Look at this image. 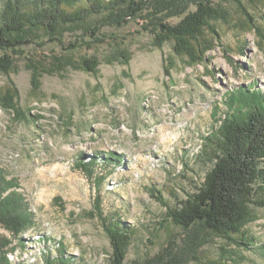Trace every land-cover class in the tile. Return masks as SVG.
I'll list each match as a JSON object with an SVG mask.
<instances>
[{"label": "rangeland", "instance_id": "rangeland-1", "mask_svg": "<svg viewBox=\"0 0 264 264\" xmlns=\"http://www.w3.org/2000/svg\"><path fill=\"white\" fill-rule=\"evenodd\" d=\"M212 1L220 12L212 22L219 38L207 33L215 48L196 65L177 55L173 42L161 43L143 17L122 26L90 17L56 37L36 32L30 44L0 50V58L13 59L12 71L0 72V169L17 180L35 221L23 247L0 225V244L11 241V264H44L47 251L57 259L59 244L69 264H110L109 239L89 216L97 187L74 166L93 154L123 156L122 167L96 173L107 175L100 193L105 214H119L136 230L126 264L153 263L169 244L187 246V232L169 222L168 209L197 193L212 169L215 151L207 137L216 141L228 91L264 85V41L257 32L264 36V0ZM184 16L168 21L175 25ZM66 59L71 66L57 70ZM85 59L99 62L97 73L74 67ZM32 66L49 71L39 89ZM11 84L18 90L14 110L1 101ZM194 233L204 244L186 264H264V209H252L243 231L247 247Z\"/></svg>", "mask_w": 264, "mask_h": 264}, {"label": "trees", "instance_id": "trees-1", "mask_svg": "<svg viewBox=\"0 0 264 264\" xmlns=\"http://www.w3.org/2000/svg\"><path fill=\"white\" fill-rule=\"evenodd\" d=\"M234 1L240 4L239 0ZM191 7L196 9L191 11ZM183 15L175 25L168 21ZM245 15L252 20L248 13ZM218 16L220 18V12L213 7L212 0H0V50L7 52L30 44L31 36L36 32L56 37L63 27L83 23L90 17H104L118 26L143 17L156 27V38L161 43L173 42L174 52L188 57L190 64L196 65L215 48L217 40H209L207 33L219 38L212 25ZM257 32L264 41L262 33L258 29ZM123 59L129 62V58ZM61 61L57 62V70L71 66L67 59ZM98 66L97 60L85 59L82 65L74 67L97 73ZM12 69L13 59L5 54L0 58V72L9 73ZM31 70L33 87L39 89L40 79L49 71L41 66H32ZM165 72L169 77L170 69ZM17 96L18 90L11 84L1 99L3 106L14 110ZM223 106L226 110L217 120L216 141L207 137L215 151L212 169L197 193L180 201L177 208L168 209L169 222L187 232L188 244L180 250L169 244L150 264H186L195 260L204 244L201 236L194 233L197 230L233 242L236 247L248 246L243 231L252 209H264V199L260 197L264 191V85L251 83L248 87L228 91ZM15 112L17 116L22 114L18 109ZM123 165V156L117 153L93 154L89 161L85 156L79 157L74 164L97 187L89 216L100 221L109 239L110 264H126L136 230L119 214L113 217L105 214L100 193L107 175H99L96 170L104 173L105 168L113 170ZM19 189L17 180H8L0 169V225L23 247L22 236L35 226V221ZM150 192L168 208L159 190L152 188ZM238 236H243L240 241L236 239ZM9 244L11 241L0 244V264H11ZM61 247L59 244L61 254L57 259H52L47 251L44 264H69L64 258L66 251Z\"/></svg>", "mask_w": 264, "mask_h": 264}]
</instances>
